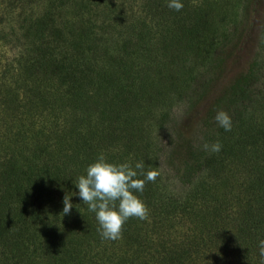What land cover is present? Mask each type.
<instances>
[{
  "label": "trees",
  "instance_id": "trees-1",
  "mask_svg": "<svg viewBox=\"0 0 264 264\" xmlns=\"http://www.w3.org/2000/svg\"><path fill=\"white\" fill-rule=\"evenodd\" d=\"M258 1L0 0V264H264V85L212 97L202 141L178 128ZM100 153L158 172L116 240L78 196L62 214Z\"/></svg>",
  "mask_w": 264,
  "mask_h": 264
},
{
  "label": "clouds",
  "instance_id": "clouds-1",
  "mask_svg": "<svg viewBox=\"0 0 264 264\" xmlns=\"http://www.w3.org/2000/svg\"><path fill=\"white\" fill-rule=\"evenodd\" d=\"M167 7L181 11L183 0H166ZM217 125L225 132L232 130V120L227 112L218 110L214 117ZM204 150L219 153L222 150L220 141L204 143ZM158 172L145 169L143 161L115 163L106 159L103 153L98 154L90 163L84 174L72 181L77 192L63 197V216L70 213L74 205L72 196H78L89 212L95 214L97 231L102 239L116 240L122 234L124 223L132 217L144 220L147 218V206L137 193H143L147 182H154ZM82 234V233H81ZM260 256L264 257V239L258 241Z\"/></svg>",
  "mask_w": 264,
  "mask_h": 264
},
{
  "label": "rangeland",
  "instance_id": "rangeland-1",
  "mask_svg": "<svg viewBox=\"0 0 264 264\" xmlns=\"http://www.w3.org/2000/svg\"><path fill=\"white\" fill-rule=\"evenodd\" d=\"M251 13L227 35L219 37L218 60L207 73L210 82L201 85V93L210 90L211 96L207 93L206 100L190 115L181 117V109L178 110V128L181 127L185 136L192 141L199 142L204 138L203 117L213 102L212 97L231 92L235 94L247 88L252 93L258 92L264 85V0H259ZM13 51L10 47L0 49V56L6 58L2 64L14 57ZM247 83L249 85L246 87ZM162 168H166L165 162ZM178 189L181 190L180 187Z\"/></svg>",
  "mask_w": 264,
  "mask_h": 264
}]
</instances>
